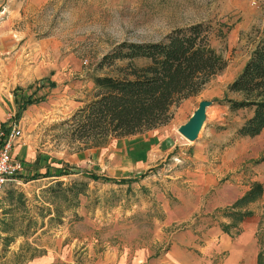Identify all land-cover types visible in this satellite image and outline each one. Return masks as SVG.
<instances>
[{"label": "rangeland", "instance_id": "obj_1", "mask_svg": "<svg viewBox=\"0 0 264 264\" xmlns=\"http://www.w3.org/2000/svg\"><path fill=\"white\" fill-rule=\"evenodd\" d=\"M198 22L209 25L225 68L172 105L167 123L87 147L91 132L73 117L96 98L94 76L124 77L128 70V60L101 64L103 55L122 41H159ZM263 37L264 0H0V57L15 63L22 90L40 100L15 118L20 139L62 157L90 152L86 166L65 167L70 176L61 181L84 185L71 202L26 176L0 191V264H153L179 232L200 235L226 217L232 226L227 214L236 200L227 203L226 186L233 192L264 174V129L237 135L251 110L231 111L220 101ZM202 100L211 103L197 138L188 141L178 128ZM132 145L141 148L138 160L117 166ZM258 240L264 255V229Z\"/></svg>", "mask_w": 264, "mask_h": 264}, {"label": "trees", "instance_id": "obj_2", "mask_svg": "<svg viewBox=\"0 0 264 264\" xmlns=\"http://www.w3.org/2000/svg\"><path fill=\"white\" fill-rule=\"evenodd\" d=\"M209 33V25L198 22L177 28L159 41H122L103 55L101 64L128 60V70L124 77L94 76L98 89L96 98L73 117H80L83 126L91 132L88 134L91 142L86 146H101L109 137L134 135L167 123L172 105L198 93L226 66L222 55L210 45ZM138 59H144L146 63L134 64L133 61ZM230 94L236 97L232 98ZM38 101L32 96L22 98L16 118L21 117L28 105ZM220 102L228 104L231 111L251 110V115L237 128V135L253 137L264 129V37L256 44L239 74L227 85ZM67 174L66 170L60 172V175ZM46 176L37 173L26 180ZM54 183L45 190L63 196L67 202L75 200L84 191V185L75 181L66 184L56 180ZM261 194L262 184L253 182L232 204L227 215L235 221L251 215V211L242 208ZM258 264H264L261 252Z\"/></svg>", "mask_w": 264, "mask_h": 264}, {"label": "crops", "instance_id": "obj_3", "mask_svg": "<svg viewBox=\"0 0 264 264\" xmlns=\"http://www.w3.org/2000/svg\"><path fill=\"white\" fill-rule=\"evenodd\" d=\"M15 76V63H5L0 57V130L9 124L7 118L16 113L20 100L29 96L34 97L32 93H37L30 91L25 94L22 90V80H16L17 77ZM29 83H31V80H27V84ZM35 105L36 102L28 105L22 111L21 117L25 113L30 114L31 108ZM142 145L146 149L145 144ZM140 151V147L128 146L123 151L121 159L116 160L117 166L123 168L131 166L134 161L138 160L136 156ZM89 153L81 151L75 155L62 157L55 153L37 150L26 139H19L12 151L13 157L21 160L25 165V174L22 178L24 176L28 178L37 173L48 175L27 180V183H41L38 189H43L56 180L70 176L60 175L61 171L69 169L65 167L71 165L86 166L90 159ZM93 164L96 168L101 165L99 161H95ZM216 177V175H207L206 180L210 178V183H213L216 182ZM250 181H258L263 184L261 197L245 207V209L252 212L251 215L246 216L241 221L234 222L232 226L229 217L222 218L225 221L223 225L212 223L210 227L207 226L205 233H200L204 239L200 238L196 229L179 232L175 235L176 238L168 250L153 264H258L261 252L258 236L264 229V174L257 173V175L252 176ZM250 185L249 180H246L243 185L236 184L233 192H231L230 187L232 185L227 184L228 192L224 194L227 203L230 204L241 197L250 188ZM232 193L233 195H231ZM193 212H196V209ZM184 220L187 219H181V221ZM108 261L110 262H105V264H113V261Z\"/></svg>", "mask_w": 264, "mask_h": 264}, {"label": "built area", "instance_id": "obj_4", "mask_svg": "<svg viewBox=\"0 0 264 264\" xmlns=\"http://www.w3.org/2000/svg\"><path fill=\"white\" fill-rule=\"evenodd\" d=\"M15 114L7 118L9 124L0 130V191L10 182L20 183L25 174L24 163L12 155L14 145L22 137Z\"/></svg>", "mask_w": 264, "mask_h": 264}, {"label": "water", "instance_id": "obj_5", "mask_svg": "<svg viewBox=\"0 0 264 264\" xmlns=\"http://www.w3.org/2000/svg\"><path fill=\"white\" fill-rule=\"evenodd\" d=\"M210 101L202 100L189 117L188 121L178 128V131L190 141H195L205 120L206 108Z\"/></svg>", "mask_w": 264, "mask_h": 264}, {"label": "bare ground", "instance_id": "obj_6", "mask_svg": "<svg viewBox=\"0 0 264 264\" xmlns=\"http://www.w3.org/2000/svg\"><path fill=\"white\" fill-rule=\"evenodd\" d=\"M186 138V137H185ZM187 139V138H186ZM188 140V139H187ZM188 141H190V140H188Z\"/></svg>", "mask_w": 264, "mask_h": 264}]
</instances>
